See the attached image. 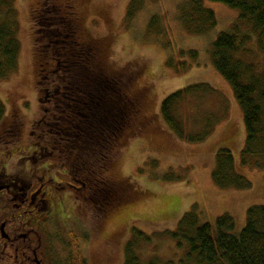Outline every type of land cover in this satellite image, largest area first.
Returning a JSON list of instances; mask_svg holds the SVG:
<instances>
[{
  "label": "rangeland",
  "instance_id": "obj_1",
  "mask_svg": "<svg viewBox=\"0 0 264 264\" xmlns=\"http://www.w3.org/2000/svg\"><path fill=\"white\" fill-rule=\"evenodd\" d=\"M11 1L17 12L20 55L15 74L0 81L5 112L0 138L5 130L19 131V137L0 139V163L16 173L17 163L31 164L29 171L35 179L47 172L56 202L48 214L53 215L52 226L54 222L64 246H72L78 237V250L86 264H124L125 246L132 231L138 230L151 239L149 244L135 243L134 253L141 262L179 264L182 253L166 233L174 231L192 210L199 226L213 228L219 217L228 216L235 225L233 234L238 235L245 227L247 210L264 206V156L241 164L246 140L243 115L209 54L216 37L232 31L237 12L205 2L216 24L209 32L196 35L181 23V8L185 10L189 0H142L143 6L129 21L130 0H55L71 5L81 37L97 44L100 61L109 73L127 82L124 91L139 109L114 149L106 173L119 199L101 212L84 202L87 190L82 195L65 187L71 178L61 169L64 165L59 168L56 161L47 159L32 161V145L39 137L36 123L44 111L37 89L33 19L41 0ZM240 29L250 34L245 25ZM252 41L255 44L254 37ZM199 84L210 86L213 92L190 95L173 111L187 134L210 131L204 142L190 144L168 129L160 108L168 96ZM220 149L231 152L234 169L249 181V189L222 190L213 184L211 173ZM58 185L62 191L55 190ZM58 246L54 245L55 256L63 264L66 254Z\"/></svg>",
  "mask_w": 264,
  "mask_h": 264
},
{
  "label": "trees",
  "instance_id": "obj_2",
  "mask_svg": "<svg viewBox=\"0 0 264 264\" xmlns=\"http://www.w3.org/2000/svg\"><path fill=\"white\" fill-rule=\"evenodd\" d=\"M205 2L237 12L232 31L220 33L211 43L209 54L213 68L230 86L243 115L246 140L240 161L245 166L253 158L264 156V0H189L186 9L181 8V23L196 35L209 32L216 24ZM142 6V0H130L126 21ZM33 14L37 89L44 111L37 127L41 134L32 145V161L50 159L59 168L64 165L61 169L73 182L90 188L88 204L104 212L105 206L119 199L106 173L114 149L139 111L137 101L126 95L127 82L106 70L97 44L83 40L70 4L41 0ZM154 24L155 19L151 27ZM240 25L248 27L250 34L241 32ZM19 55L14 3L0 0V81L15 74ZM175 69L180 70L178 66ZM200 92L211 93L213 89L206 84L189 86L168 96L160 108L168 129L190 144L204 142L210 131L199 136L187 134L173 111L187 97ZM4 116L0 102V123ZM4 132L6 136L14 134L13 130ZM214 162L211 179L217 188H250L249 181L235 171L230 151L218 150ZM197 221L192 210L179 220L174 231L166 233L182 253L179 264H264V206L247 210L245 227L238 235L233 234L235 225L228 216L219 217L213 228L199 226ZM132 234L125 246L124 264H174L141 262L134 253L135 243L143 240L149 244L151 239L138 230ZM77 242L78 237L72 246L65 244L69 253L64 264H86Z\"/></svg>",
  "mask_w": 264,
  "mask_h": 264
},
{
  "label": "flooded vegetation",
  "instance_id": "obj_3",
  "mask_svg": "<svg viewBox=\"0 0 264 264\" xmlns=\"http://www.w3.org/2000/svg\"><path fill=\"white\" fill-rule=\"evenodd\" d=\"M36 127H40L39 121ZM13 133V136H6L7 132H2L10 140L19 137V131ZM30 134L34 135V132ZM15 167L17 173L12 172L8 164L0 163V264H61L56 259L54 245L59 243L60 252H65L66 259L69 251L54 222L52 226L53 215L48 214L56 208L50 180L46 179L48 174L45 172L40 179H35L31 178L34 173L29 171L33 167L31 164L17 163ZM39 171L43 170L39 168ZM71 183L65 187L78 192L88 191L89 195L83 197L88 204L90 188L86 185L79 187L73 180ZM54 188L62 191L60 185Z\"/></svg>",
  "mask_w": 264,
  "mask_h": 264
}]
</instances>
